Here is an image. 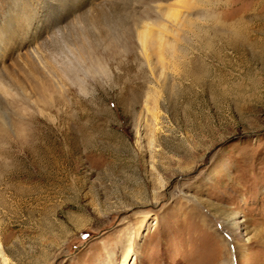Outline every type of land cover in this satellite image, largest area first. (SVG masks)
Wrapping results in <instances>:
<instances>
[{
  "label": "rangeland",
  "instance_id": "374dc122",
  "mask_svg": "<svg viewBox=\"0 0 264 264\" xmlns=\"http://www.w3.org/2000/svg\"><path fill=\"white\" fill-rule=\"evenodd\" d=\"M201 1L170 61L156 0H0V264H264V0Z\"/></svg>",
  "mask_w": 264,
  "mask_h": 264
},
{
  "label": "bare ground",
  "instance_id": "6f19581e",
  "mask_svg": "<svg viewBox=\"0 0 264 264\" xmlns=\"http://www.w3.org/2000/svg\"><path fill=\"white\" fill-rule=\"evenodd\" d=\"M201 2H202L201 0H175V2H173V3L167 2L165 4H162L163 2L156 0L155 5L153 6L152 10L145 11L143 17H137L136 18L137 21L134 24V31H135L134 33H135V36H136L138 42L140 43V48H141V52L143 53V55L146 56L145 52L147 51L148 43L149 42H154L156 44V46H157V50L155 51V53H157L159 57H161V58L165 57V58H168L171 61L172 60L171 56H173L174 52L171 53V51L167 50V47H165L166 43L164 41V37L171 38L177 45H180V46H181L182 42L185 43V41L182 40L184 37L180 36V32L182 34H189L188 32H190L192 30L191 27L200 25V24L194 22V20L192 19V11H194L195 8H198V5ZM125 3H127V2H124L122 4H125ZM122 4H120V5L122 6ZM114 6H112V7H114ZM161 7H166L165 8L166 11H167L166 12L167 13L166 17H168L170 19V21H168L167 19H165V18H163L161 16V12H162V11H160ZM201 8L205 9L206 7H201ZM201 8H199V9L202 12V10H204V9H201ZM212 9H210V10H212ZM97 12H98V10H97ZM88 15H89V12H85L84 14H81L80 16H77L75 18L76 21L73 20L71 26H69L70 28L69 29L67 28V29L68 30H72V31L75 30V28L73 27L74 26L73 25L74 22H76V24H77V20H78V23L80 24V23L84 22L86 19H88V17H89ZM99 16L101 17V15H99ZM92 17L93 16H91V18ZM104 18H105V16L102 19L100 18V22H102V28H101L102 30L101 31L106 36V38H108L109 41L114 42L113 38L111 39V37H110L111 34H112L111 33L112 29H111V24L110 23L114 22V21L112 20V18H109L108 20L104 19ZM160 19H161V21L166 20L167 22L164 23L163 25H161L158 22ZM91 21H92V19H91ZM94 21L97 22L96 20H94ZM86 22H88V21L86 20ZM84 23H82V24L84 25ZM79 24H78V26H79ZM178 24L180 25V27H178ZM95 26H97V25H95ZM70 35H71V33H70ZM60 36L61 35L56 34L54 42H56V40H60V38H61ZM86 38H88V37H86ZM95 40H97V39L95 38ZM185 40H187V39H185ZM92 41H94V40H92ZM97 42H98V40H97ZM60 43H61V41H60ZM89 44H91V42ZM83 45L84 44L80 45V49H82V51H85V47ZM187 45H188V43L186 42V46ZM31 54H32V57L34 59H38L39 60V62L43 65V67L46 68V71H48V73H50L51 75H53L55 77L57 76L55 74L56 71L55 70H54L55 72L53 71L54 66L52 68V67H49V66L45 65V62L41 59L40 54L37 52V48L36 47L32 50ZM41 87H43V86H41ZM125 256H127V253H126Z\"/></svg>",
  "mask_w": 264,
  "mask_h": 264
}]
</instances>
